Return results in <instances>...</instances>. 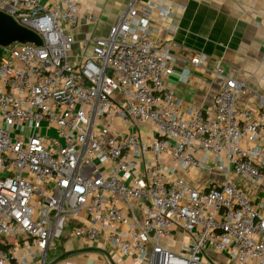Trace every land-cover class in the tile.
Wrapping results in <instances>:
<instances>
[{
  "label": "built area",
  "instance_id": "obj_1",
  "mask_svg": "<svg viewBox=\"0 0 264 264\" xmlns=\"http://www.w3.org/2000/svg\"><path fill=\"white\" fill-rule=\"evenodd\" d=\"M0 11L40 39L0 55V264H46L64 237L145 264H264V110L240 103L242 81L216 67L213 104L184 109L165 84L171 42L156 44L136 8L81 52L79 2L0 0ZM178 232L190 240L174 251Z\"/></svg>",
  "mask_w": 264,
  "mask_h": 264
},
{
  "label": "crops",
  "instance_id": "obj_2",
  "mask_svg": "<svg viewBox=\"0 0 264 264\" xmlns=\"http://www.w3.org/2000/svg\"><path fill=\"white\" fill-rule=\"evenodd\" d=\"M52 0H42L51 2ZM81 5L78 24L72 27L76 39L75 49H85L80 40L88 33L105 35L125 9L132 6L139 16L148 17L153 29L152 38L158 45L171 42L174 53V73L166 81V87L182 101L183 108L211 106L222 78L214 74L221 67L225 75L244 83L240 95L243 106L264 110V0H75ZM167 9L164 18L159 11ZM83 13L100 18V23H86ZM203 54L206 60L193 64L190 59ZM148 124L140 129L146 131ZM148 132V130H147ZM144 135H146L144 133ZM179 172H182L179 170ZM194 185L206 180L205 174L184 171ZM241 185L247 184L237 179ZM68 240L67 237H64ZM73 239V238H70ZM75 239V238H74ZM73 239V240H74ZM62 238L60 241L62 242ZM189 236L178 232L172 240H165L174 251L188 242ZM78 242L79 248L64 247L68 253L54 264H134L131 257H119L101 243L90 246ZM92 247L96 249L80 250ZM108 249V250H107ZM221 264H230L225 255H216ZM47 264V263H46ZM248 264H256L251 261Z\"/></svg>",
  "mask_w": 264,
  "mask_h": 264
},
{
  "label": "water",
  "instance_id": "obj_3",
  "mask_svg": "<svg viewBox=\"0 0 264 264\" xmlns=\"http://www.w3.org/2000/svg\"><path fill=\"white\" fill-rule=\"evenodd\" d=\"M15 41L25 42L32 41L37 44L40 43V39L31 31L18 25L10 16L0 11V55L2 53V46H7ZM96 249L92 247H86L80 250ZM68 253H62L56 259L47 264H54Z\"/></svg>",
  "mask_w": 264,
  "mask_h": 264
},
{
  "label": "rangeland",
  "instance_id": "obj_4",
  "mask_svg": "<svg viewBox=\"0 0 264 264\" xmlns=\"http://www.w3.org/2000/svg\"><path fill=\"white\" fill-rule=\"evenodd\" d=\"M22 27V26H21ZM23 28H25V27H23ZM25 29H27V28H25ZM27 30H29V29H27ZM29 31H31V30H29ZM31 32H33V31H31ZM34 33V32H33ZM36 36H37V34L36 33H34ZM38 37V36H37ZM30 42H32V41H30ZM35 43V42H34ZM76 52V51H75ZM79 52H81L80 50H79ZM123 127H127V126H123ZM48 132H49V134H51V135H54V130H53V128H49L48 129ZM70 225L71 224H66V228H65V231H64V233H66V231H68L69 230V228H70ZM63 240H62V242L60 241V239H55L54 241H55V246L54 247H52L49 251H48V253H47V258H46V263H50L51 261H53L54 259H56L59 255H61L62 253H64L63 252V248L61 247L62 245L64 246V247H69V248H72L73 250H77L78 248H79V246H78V242L77 241H75V239L73 240V239H68V240H65V238H62ZM85 247H87V246H85ZM108 250V249H107ZM134 261H135V259H133ZM38 263V260L36 261V264ZM134 264H145V263H140L139 261H137L136 260V262L134 263Z\"/></svg>",
  "mask_w": 264,
  "mask_h": 264
}]
</instances>
